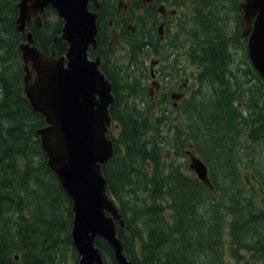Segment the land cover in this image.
<instances>
[{"label":"trees","instance_id":"16d2710c","mask_svg":"<svg viewBox=\"0 0 264 264\" xmlns=\"http://www.w3.org/2000/svg\"><path fill=\"white\" fill-rule=\"evenodd\" d=\"M18 1L0 0V264H69L67 250L77 264L71 201L35 132L43 116L23 94ZM100 1L96 22L103 29L90 57L101 54L114 95L113 156L101 170L124 219L117 225L124 254L134 264H227L226 255L264 264V80L247 59L243 0H195L192 35V23L183 22L166 39L163 48L178 45L196 71L194 88L175 105V88L166 98L150 97L146 59L154 44L144 47L124 32L128 57H107L102 32L112 13L108 0ZM42 21L41 29L27 24L33 43L45 54H64L62 20L47 7ZM190 153L207 165L210 186L184 163ZM95 243L104 264H119L103 239Z\"/></svg>","mask_w":264,"mask_h":264},{"label":"water","instance_id":"95a60500","mask_svg":"<svg viewBox=\"0 0 264 264\" xmlns=\"http://www.w3.org/2000/svg\"><path fill=\"white\" fill-rule=\"evenodd\" d=\"M93 9L89 7V3ZM15 28L25 33L17 47L22 60L23 94L45 125L36 129L48 167L55 173L72 205L71 240L77 264H104L96 245L103 239L119 264H134L123 253L117 225L124 220L107 194L101 166L113 156L114 139L107 137L112 118V85L100 69L96 55L89 56L96 42L98 0H19ZM46 7L62 20L60 38L64 54L49 55L33 44L27 23L42 28ZM247 52L257 74L264 80V0L240 3ZM55 40V38H54ZM188 169L210 186L206 164L190 154Z\"/></svg>","mask_w":264,"mask_h":264},{"label":"flooded vegetation","instance_id":"af4514ba","mask_svg":"<svg viewBox=\"0 0 264 264\" xmlns=\"http://www.w3.org/2000/svg\"><path fill=\"white\" fill-rule=\"evenodd\" d=\"M98 1V8H100L101 1ZM194 3L195 0H183L182 4L180 0H108L106 3V7L112 13L111 18H108L106 33L102 32L108 37L107 57L116 61L118 58L124 60L128 57L129 46L124 43L126 39L124 32L133 34V37H139V41L144 40V47L152 48L154 44L155 48L151 49L152 55L146 59V65L148 66L147 88L151 99L155 101L167 97V88H175L173 94H168L172 99L171 104L175 105L177 100L189 93L188 90L192 88V84L194 88L193 76L196 71L190 58H186L182 48L179 49L178 45L172 47L167 45L163 48L166 39L178 34L179 23H192V35L195 29L193 25ZM100 28L103 29L100 25L97 33ZM242 32L243 29L241 36H244ZM147 35L148 38L145 39L144 36ZM244 42L247 59L250 62L247 52V36H244ZM174 43H177L176 38H174ZM119 51L123 54H118ZM97 55L100 58L101 54ZM166 70L170 73L169 75H165ZM173 70L179 73L176 75L175 72L176 78L171 74Z\"/></svg>","mask_w":264,"mask_h":264},{"label":"rangeland","instance_id":"374dc122","mask_svg":"<svg viewBox=\"0 0 264 264\" xmlns=\"http://www.w3.org/2000/svg\"><path fill=\"white\" fill-rule=\"evenodd\" d=\"M191 24V23H190ZM190 24H186V25H190ZM193 26L191 25L190 27H189V29H191ZM103 28V27H102ZM231 29H235V28H232V24H230L229 26H228V31H231ZM123 54V52L122 51H119L118 52V54ZM118 58V57H117ZM123 58V57H122ZM125 60V59H124ZM124 60H121V58H118V61H120V62H123ZM189 82V81H188ZM187 91H185V93H186ZM108 131H110V132H112L113 133V135H115L116 134V132H117V129L114 127V125L113 124H111V126H110V128L108 129ZM184 163H186V165L188 166L189 165V162H187V161H185ZM262 165V164H261ZM258 166H260V163L258 164ZM264 187V186H263ZM260 196V195H259ZM259 196H257V197H259ZM261 206H262V203H261ZM65 254H66V258H65V260L67 261V263H69V264H71V262H72V258H71V256H72V252H71V250H67V251H65ZM107 256V255H106ZM105 257V256H104ZM225 261H226V263L227 264H257L256 262H254V261H251V260H249V259H241V261H238V262H236L234 259H232L230 256H225Z\"/></svg>","mask_w":264,"mask_h":264}]
</instances>
